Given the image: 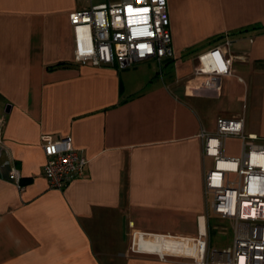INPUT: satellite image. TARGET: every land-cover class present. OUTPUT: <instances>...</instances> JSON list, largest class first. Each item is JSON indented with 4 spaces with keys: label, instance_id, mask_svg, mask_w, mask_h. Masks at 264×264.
Wrapping results in <instances>:
<instances>
[{
    "label": "crops",
    "instance_id": "crops-1",
    "mask_svg": "<svg viewBox=\"0 0 264 264\" xmlns=\"http://www.w3.org/2000/svg\"><path fill=\"white\" fill-rule=\"evenodd\" d=\"M166 1L173 56L118 68L74 60L69 13L88 0H0V264H197L176 256L199 257L190 237L219 227L201 132L243 115L264 144V0ZM226 38L245 59L203 89L198 56ZM44 133L87 159L61 189L42 172ZM222 149L240 156L241 137Z\"/></svg>",
    "mask_w": 264,
    "mask_h": 264
},
{
    "label": "built area",
    "instance_id": "built-area-1",
    "mask_svg": "<svg viewBox=\"0 0 264 264\" xmlns=\"http://www.w3.org/2000/svg\"><path fill=\"white\" fill-rule=\"evenodd\" d=\"M69 21L76 62L127 68L143 60L160 63L173 56L166 0H88L86 6L69 13ZM229 44L226 38L198 56L193 77L202 78L199 85L203 89L214 88L223 75H233L232 62L245 59V55L234 54ZM243 122V115L218 117L215 133L200 134L204 154L214 158L213 168L205 173V189L212 193L213 211L231 221L232 241L221 249L210 248L205 233H199L190 239L200 256L176 257L197 264H264V144L244 131ZM228 134L242 139L238 157L223 154V139ZM40 141L46 156L42 172L49 187L61 189L83 173L87 159L73 145L71 135L44 133ZM7 178L21 187L15 167L9 168ZM130 250L141 251L134 243ZM169 256L160 255L163 259Z\"/></svg>",
    "mask_w": 264,
    "mask_h": 264
},
{
    "label": "rangeland",
    "instance_id": "rangeland-1",
    "mask_svg": "<svg viewBox=\"0 0 264 264\" xmlns=\"http://www.w3.org/2000/svg\"><path fill=\"white\" fill-rule=\"evenodd\" d=\"M211 217L212 223L217 224L219 227L209 230L207 244H209L211 248H224L232 241V227L226 219L220 218L218 215H211ZM134 239V236L131 237V242L134 243Z\"/></svg>",
    "mask_w": 264,
    "mask_h": 264
},
{
    "label": "bare ground",
    "instance_id": "bare-ground-1",
    "mask_svg": "<svg viewBox=\"0 0 264 264\" xmlns=\"http://www.w3.org/2000/svg\"><path fill=\"white\" fill-rule=\"evenodd\" d=\"M248 212H250V211H248ZM251 212L254 213V210H251Z\"/></svg>",
    "mask_w": 264,
    "mask_h": 264
}]
</instances>
